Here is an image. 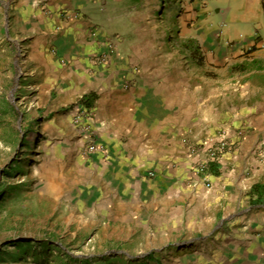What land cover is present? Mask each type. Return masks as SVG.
<instances>
[{"label":"crops","instance_id":"1","mask_svg":"<svg viewBox=\"0 0 264 264\" xmlns=\"http://www.w3.org/2000/svg\"><path fill=\"white\" fill-rule=\"evenodd\" d=\"M121 3L0 0V53L19 42L76 105L94 95L101 149L78 154L71 201L96 213L76 230H91L97 252L78 263L264 264V191L253 188L264 184V39L237 31L264 0H158L175 32L174 46L158 29L165 56L123 22ZM103 34L120 36L117 53L94 65ZM221 131L237 145L207 188L193 166Z\"/></svg>","mask_w":264,"mask_h":264},{"label":"rangeland","instance_id":"2","mask_svg":"<svg viewBox=\"0 0 264 264\" xmlns=\"http://www.w3.org/2000/svg\"><path fill=\"white\" fill-rule=\"evenodd\" d=\"M121 4L123 22L134 26L140 40L149 37L154 55H168L159 47L163 39L158 29L168 31L174 46L175 32L166 10L157 8L158 0ZM240 20L238 33H258L264 39L263 5L242 13ZM102 33L97 25L90 31L93 38ZM119 37L103 34L102 41L111 38L117 45ZM29 54L16 41L8 54L0 53V264H79L84 254L97 252L91 230L82 224L76 230L81 216L96 213L71 201L82 181L77 157L85 155L73 121L79 97L68 94L63 76L43 74L40 57ZM96 57L92 64H102ZM16 240L30 244L19 249L11 243Z\"/></svg>","mask_w":264,"mask_h":264},{"label":"built area","instance_id":"3","mask_svg":"<svg viewBox=\"0 0 264 264\" xmlns=\"http://www.w3.org/2000/svg\"><path fill=\"white\" fill-rule=\"evenodd\" d=\"M92 34H96V29H93ZM105 47L107 51L102 54H95L96 60L101 63H106L111 54L117 53V45L111 38H106ZM73 121L76 127L81 132L82 146L85 155H92L96 151L101 149V146L95 140L93 124L95 122L94 112L92 107H87L83 104L76 105L73 112ZM220 138L214 143L205 144L202 146L201 151L204 153L201 160L193 166V174L196 178L200 179L207 188L212 187L211 173L209 171L210 164L217 162L221 153L230 151L232 147H235V142L230 141L225 131H221ZM150 175H154L153 172H149Z\"/></svg>","mask_w":264,"mask_h":264},{"label":"trees","instance_id":"4","mask_svg":"<svg viewBox=\"0 0 264 264\" xmlns=\"http://www.w3.org/2000/svg\"><path fill=\"white\" fill-rule=\"evenodd\" d=\"M93 98H94L93 94L84 95L80 98V104H83L87 107H91ZM209 171L211 174H218V166L214 163L210 164ZM253 188L254 190L262 189L264 191V184H255ZM11 243L12 245L16 246L19 249H24L25 245L30 244V241L16 240V241H12Z\"/></svg>","mask_w":264,"mask_h":264}]
</instances>
